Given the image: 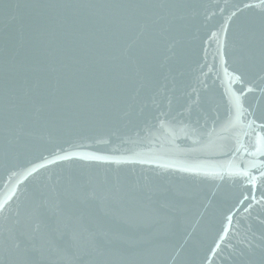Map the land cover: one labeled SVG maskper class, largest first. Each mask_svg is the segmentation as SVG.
Here are the masks:
<instances>
[{"label": "water", "instance_id": "95a60500", "mask_svg": "<svg viewBox=\"0 0 264 264\" xmlns=\"http://www.w3.org/2000/svg\"><path fill=\"white\" fill-rule=\"evenodd\" d=\"M261 125L264 0H0V264H264Z\"/></svg>", "mask_w": 264, "mask_h": 264}, {"label": "snow or ice", "instance_id": "6c2138e0", "mask_svg": "<svg viewBox=\"0 0 264 264\" xmlns=\"http://www.w3.org/2000/svg\"><path fill=\"white\" fill-rule=\"evenodd\" d=\"M236 105H237L238 112H240V114H243V112L246 111L245 109L242 108L239 97L236 98ZM254 123H255V121L251 122V124H254ZM251 124L249 125V127H251ZM261 127H264V125H261ZM262 154H264V153H262ZM96 159H101V157H96ZM262 174H264V173H262ZM254 179H255L254 177H251V176L248 177L249 182H252ZM246 199H247V197H246ZM253 199H255V197H253ZM249 207H251V205H249ZM228 221H229V223H231V216L228 217Z\"/></svg>", "mask_w": 264, "mask_h": 264}]
</instances>
